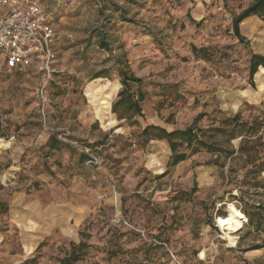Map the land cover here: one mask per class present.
<instances>
[{
  "label": "rangeland",
  "instance_id": "1",
  "mask_svg": "<svg viewBox=\"0 0 264 264\" xmlns=\"http://www.w3.org/2000/svg\"><path fill=\"white\" fill-rule=\"evenodd\" d=\"M36 1L58 37L50 76L38 63L8 69L0 52V201L8 204L0 264H61L81 239L90 246L75 264H264L263 250L241 252L260 238L238 242L245 222L240 229L235 208L264 203V188L238 172L240 156L229 164L239 175L227 184L228 167L208 164L210 153L171 166L164 140L139 135L149 124L184 128L199 112L207 113L201 128L239 112L262 123L255 149L264 153V79L248 84L264 28L248 21L245 43L231 28L252 0ZM191 46L203 51L194 55ZM124 62L146 94L143 116L119 121L111 105ZM98 71L109 79L91 80ZM82 154L97 164L89 169ZM228 204L230 217L216 219Z\"/></svg>",
  "mask_w": 264,
  "mask_h": 264
},
{
  "label": "trees",
  "instance_id": "2",
  "mask_svg": "<svg viewBox=\"0 0 264 264\" xmlns=\"http://www.w3.org/2000/svg\"><path fill=\"white\" fill-rule=\"evenodd\" d=\"M251 16L258 17L262 23H264V0H252L245 8L240 10L238 14L232 17V32L240 43L247 42L246 38L240 33V24ZM190 20L195 22L192 18H190ZM103 37V33H100V38ZM101 44L103 47L107 46L103 41ZM191 51L195 55L203 51V49L191 46ZM259 67L264 68V55L251 53L248 60V84L251 87H254V76ZM117 72L121 89L117 93V99L111 105V114H114L119 121L131 120L137 116L142 117L143 114L140 104L143 102L146 93L140 88L142 82L141 78L129 71L126 62L118 68ZM99 78L109 79L104 71H98L92 75L91 80ZM132 85L137 86L136 91H132ZM219 112L221 114L224 113L223 111ZM224 114L225 116L222 120L218 122L212 120L211 125L207 128L199 127L198 123L207 116V113L199 112L194 116L192 122L184 128H175L171 131H167L163 127L149 124L142 128L139 135L144 139L145 143L151 140H164L170 150L171 166L185 161L190 155L206 151L212 155V159L208 164L216 166L219 169L228 167L227 184L231 182L234 176L239 175L238 172H241L243 179L249 176L252 177V188H264V179L260 177L264 173V153L259 154L255 149L256 142L261 140L260 135L257 134L262 123H259L257 120H254L252 123L242 120L239 112L231 117L226 113ZM1 137H3V135H0V138ZM251 137H254L255 141H252L251 145L248 146L247 144ZM236 138H240L237 149L233 148L231 145V142ZM53 139H55V136L52 134L49 137V141L51 142ZM222 143L226 146H223ZM237 155L240 156V160L242 161L238 172L229 165L237 158ZM81 156L82 160L88 158L84 154ZM258 178H260V180H258ZM255 194L257 193H252L248 196ZM229 196L232 200L243 197L242 194L237 197L236 195H231V193H229ZM220 202H223V200ZM232 207H234L232 204H228L229 214L227 216L217 217L216 219L225 220L230 217ZM235 209L237 212L236 219L238 220L240 218L241 221L238 220L240 222V229L245 222V231L243 236L239 238V244L250 234H255L260 238L258 243L242 248L241 252L245 253L253 250L264 251V203H244L242 207H237ZM7 212L8 204L0 201V213L6 214ZM40 246L41 245H38L36 250ZM89 246L90 245L83 239L77 244L70 243L71 250L61 259V264H75L80 260L82 252ZM238 248H241V246L238 245Z\"/></svg>",
  "mask_w": 264,
  "mask_h": 264
},
{
  "label": "built area",
  "instance_id": "3",
  "mask_svg": "<svg viewBox=\"0 0 264 264\" xmlns=\"http://www.w3.org/2000/svg\"><path fill=\"white\" fill-rule=\"evenodd\" d=\"M58 40L48 15L36 0H0V52L8 69H24L37 64L47 77L55 60L54 46ZM97 158L88 154L86 165L92 169ZM94 177V173H92ZM105 184L112 186L110 180ZM100 194L98 199H103ZM119 220H117L118 222Z\"/></svg>",
  "mask_w": 264,
  "mask_h": 264
},
{
  "label": "crops",
  "instance_id": "4",
  "mask_svg": "<svg viewBox=\"0 0 264 264\" xmlns=\"http://www.w3.org/2000/svg\"><path fill=\"white\" fill-rule=\"evenodd\" d=\"M251 20H255V21L259 24L260 28H261L262 26H263V28H264V23H262V21H261L258 17H256V16H251V17L245 19V20L240 24V27H239V28H240V32H243V27L245 26V24H246L248 21H251ZM252 53H258V54H262V55H264V45H263V44L260 45L259 48H258V50H257V51H254V52H252ZM258 74L264 79V68L259 67V68H258V71H257L256 74H255V76L258 75ZM254 83H255V79H254ZM263 84H264V83H263ZM261 94L264 95V87H263V89H262ZM235 106H237V107H235L236 110H235L234 112H236V111L242 106V102H238ZM220 108H222V107H220ZM222 110H223V112H227V111H225L226 109H222Z\"/></svg>",
  "mask_w": 264,
  "mask_h": 264
}]
</instances>
